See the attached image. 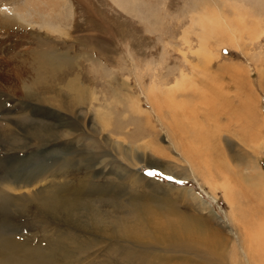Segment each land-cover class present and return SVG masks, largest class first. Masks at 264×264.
I'll use <instances>...</instances> for the list:
<instances>
[{
	"label": "rangeland",
	"instance_id": "374dc122",
	"mask_svg": "<svg viewBox=\"0 0 264 264\" xmlns=\"http://www.w3.org/2000/svg\"><path fill=\"white\" fill-rule=\"evenodd\" d=\"M45 1L0 0V264H264V0Z\"/></svg>",
	"mask_w": 264,
	"mask_h": 264
},
{
	"label": "bare ground",
	"instance_id": "6f19581e",
	"mask_svg": "<svg viewBox=\"0 0 264 264\" xmlns=\"http://www.w3.org/2000/svg\"><path fill=\"white\" fill-rule=\"evenodd\" d=\"M41 1V0H40ZM63 1V0H62ZM45 2H49V3H54V4H56V5H58L59 4V6L61 5L62 6V3H61V1L60 0H46ZM44 2V3H45ZM58 3V4H57ZM55 5V6H56ZM54 6V7H55ZM56 8V7H55ZM47 9V8H46ZM48 9H51V8H48ZM55 10V9H54ZM56 10H58V9H56ZM53 12V11H52ZM58 12V11H57ZM49 13V12H48ZM50 14V13H49ZM52 14V13H51ZM56 14V13H55ZM51 16V15H50ZM53 16V15H52ZM8 22V21H7ZM51 49V48H50ZM64 56V55H63ZM61 57L62 56H60L59 54H58V52L56 53L54 50H52L51 49V51L50 52H47V53H44L43 54V59H44V61L42 62L41 61V59L39 60H36L34 63H36V64H40V68L42 69V66H45V65H49L51 68H52V71H55V70H57L61 65L63 66V62H65L64 60L63 61H60L61 60ZM67 57V56H66ZM32 59V58H31ZM34 59H32V61H33ZM69 60V59H68ZM66 63V62H65ZM56 66V67H55ZM44 69V68H43ZM36 70V69H35ZM261 71V70H260ZM45 72H47V71H45ZM18 75H21L20 73H17ZM22 76V75H21ZM55 80H58V79H56L55 78ZM72 81H75L74 79L72 80ZM208 84V83H207ZM125 85H126V83H125ZM70 86H74V85H71V84H68L67 85V87H70ZM155 89H157V91H158V93L159 94H164L163 93V91H160V89H158L157 87H154ZM82 90V89H81ZM80 91V90H79ZM153 90H151V92H152ZM60 92V91H59ZM116 96V95H115ZM176 96V94L174 95V97ZM80 98H78V100H79ZM147 99L151 102V108L152 109H154V111H156L157 112V114H161L163 111H162V108H160V107H156L155 106V104H153V102L154 101H156L157 99H158V97L156 98V97H151L150 95L147 97ZM47 100V99H46ZM76 100V99H75ZM77 100V101H78ZM46 102H49V100H47ZM79 102H81V101H79ZM133 103H134V101H133ZM71 104V103H70ZM75 104V103H74ZM76 105V104H75ZM137 108L135 107L134 108V110H136ZM139 109H141V108H139ZM66 110V109H65ZM136 112H137V114H143V112L142 111H138V110H136ZM161 112V113H160ZM34 114V113H33ZM11 121V120H10ZM104 124H108V122L107 121H104L103 122ZM180 125V124H179ZM60 129V128H59ZM58 131V130H57ZM68 135V134H67ZM66 136V135H65ZM54 137V136H53ZM59 137V136H58ZM64 143V142H63ZM118 145H119V143H117ZM116 146V145H115ZM125 152V151H124ZM62 153V152H61ZM128 153V152H127ZM251 155V154H250ZM160 157V156H159ZM164 157V156H163ZM163 157H161V158H163ZM251 157H252V160H256V157L255 156H253V155H251ZM158 158V157H157ZM160 160V159H159ZM131 162V161H130ZM160 162V161H159ZM166 163V162H165ZM255 163V162H254ZM160 164V163H159ZM63 165V164H62ZM65 165V164H64ZM164 165V164H163ZM170 165V164H169ZM172 165V168L174 167L173 166V164H171ZM61 167V166H60ZM59 168V167H58ZM68 166H66V168H63V172L61 173V174H59V175H64V174H66V173H68L67 171H68ZM105 168V167H104ZM180 168V167H179ZM251 168H252V170H258L255 174H256V176H255V178H258V179H260V178H262V174L260 173V170L258 169V167H256L254 164L251 166ZM102 169V168H101ZM114 169V168H113ZM176 168H174V170H175ZM185 169V168H184ZM59 170V169H58ZM186 170V169H185ZM36 171V170H35ZM19 172H21V171H19ZM61 172V171H60ZM36 173V172H35ZM38 174L36 175V174H34V175H32V176H30V177H28L27 179H24V176H22L23 175V173H20V175L16 178V179H14V180H8L9 182H11V187L12 188H14V190H17V191H23V190H25V191H28V190H32L31 191V193H32V195H33V197H49V198H54V203H55V205H46L45 207L44 206H42V207H44V209L45 210H47V212L48 213H54L55 211H58V210H62L63 209V207L62 206H60L61 204H63L64 202V200H63V198H61L60 199V197H58V196H61V192L59 191V190H54V189H51L54 185H52L50 188H47V182H45L44 180H43V175H44V173L43 172H41V171H38L37 172ZM57 173V172H56ZM139 174V173H138ZM243 174V173H242ZM36 175V176H35ZM54 177H57V175H54ZM30 178V179H29ZM129 178V177H128ZM133 178H134V176H133ZM94 181V180H93ZM245 182H246V179L244 180ZM147 182V181H146ZM244 182V183H245ZM260 182V181H259ZM143 183V182H142ZM10 187V186H9ZM88 187V186H87ZM80 188V187H79ZM81 190V189H80ZM23 196V195H22ZM63 196H65V195H63ZM228 196H230V194H228ZM231 197H233V195L231 194ZM35 199V198H34ZM46 200V199H45ZM48 201V200H47ZM53 203V202H52ZM46 204V203H45ZM2 207V206H1ZM66 207V206H65ZM124 207V206H123ZM5 217V216H4ZM148 227H149V225L148 224H146ZM179 225L181 226L182 225V222H180L179 223ZM182 228V227H181ZM180 228V229H181ZM203 228V230L204 229H206V227L205 226H203L202 227ZM125 229H128V231H126V235H127V238L128 239H131L132 240V237H144V236H141V235H139V234H137V233H135V230H134V227L132 226V225H130V226H128V227H126ZM144 229H146V228H144ZM154 229L155 230H161L160 232H163V234H165L167 237H169V235L173 232V231H169V232H165L164 230L166 229V227H164V226H160V224H155V226H154ZM154 230V231H155ZM176 230H178V229H176ZM175 231V230H174ZM194 231V230H193ZM180 232V231H179ZM188 232V231H187ZM189 233V232H188ZM3 234V233H2ZM57 236H58V239H59V241L61 242V243H63V237H61V234H60V232H57V233H55ZM177 235V234H176ZM195 235V234H194ZM178 236V235H177ZM1 237V236H0ZM9 237L7 236V237H5V238H3L2 239V242H3V244L4 245H8V246H12V245H14L15 243H17L16 241H14L13 240V238L12 239H8ZM145 238V237H144ZM60 239H62V240H60ZM155 239V238H154ZM1 240V239H0ZM55 241V240H54ZM58 241V240H57ZM212 241H210L209 240V242H207V245H216V243H211ZM244 244H245V239H244ZM1 245V244H0ZM204 245V244H203ZM7 246V247H8ZM211 247V246H210ZM209 247V248H210ZM1 248V247H0ZM22 249V248H21ZM213 249L214 248H211L210 249V251H213ZM16 251H18V250H16ZM20 251V250H19ZM2 252V251H1ZM21 252V251H20ZM19 252V253H20ZM23 253V252H22ZM33 253V252H32ZM7 254V253H6ZM24 255H27V254H24ZM219 257V256H218ZM125 258V257H124ZM123 260V259H122ZM18 262V261H17ZM23 262H25V261H23ZM243 264H245V263H243Z\"/></svg>",
	"mask_w": 264,
	"mask_h": 264
}]
</instances>
